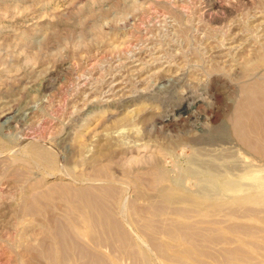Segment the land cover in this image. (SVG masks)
<instances>
[{
  "label": "rangeland",
  "instance_id": "obj_1",
  "mask_svg": "<svg viewBox=\"0 0 264 264\" xmlns=\"http://www.w3.org/2000/svg\"><path fill=\"white\" fill-rule=\"evenodd\" d=\"M262 90L264 0H0V264H264Z\"/></svg>",
  "mask_w": 264,
  "mask_h": 264
},
{
  "label": "bare ground",
  "instance_id": "obj_2",
  "mask_svg": "<svg viewBox=\"0 0 264 264\" xmlns=\"http://www.w3.org/2000/svg\"><path fill=\"white\" fill-rule=\"evenodd\" d=\"M262 91H264V90H262ZM257 105V104H256ZM263 114V113H262ZM257 117H259L258 116V114H257V112L255 111V118H257ZM260 119V118H259Z\"/></svg>",
  "mask_w": 264,
  "mask_h": 264
}]
</instances>
